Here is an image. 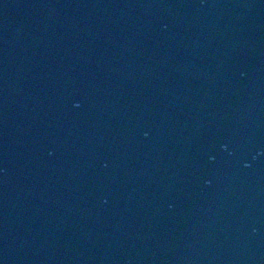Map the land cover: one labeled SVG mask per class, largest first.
Masks as SVG:
<instances>
[{
  "label": "water",
  "instance_id": "1",
  "mask_svg": "<svg viewBox=\"0 0 264 264\" xmlns=\"http://www.w3.org/2000/svg\"><path fill=\"white\" fill-rule=\"evenodd\" d=\"M0 264H264V0H0Z\"/></svg>",
  "mask_w": 264,
  "mask_h": 264
}]
</instances>
